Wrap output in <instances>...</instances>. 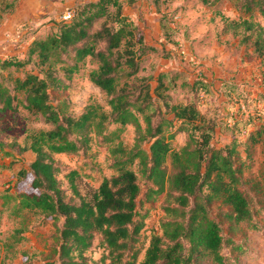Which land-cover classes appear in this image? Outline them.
Wrapping results in <instances>:
<instances>
[{"label":"trees","instance_id":"trees-1","mask_svg":"<svg viewBox=\"0 0 264 264\" xmlns=\"http://www.w3.org/2000/svg\"><path fill=\"white\" fill-rule=\"evenodd\" d=\"M235 1L239 15L226 17L223 29L241 35L242 43L252 37L259 57L264 54V27L257 17H264V0ZM15 3L8 4L10 11ZM72 10L69 19L30 41L26 58L0 56V111L21 107L48 126L25 129L16 152L30 150L34 159L18 170L13 186L0 187V212L6 208L14 217L31 212L39 223L53 227L50 253L36 262L25 257L23 264H90L96 237L120 264H190L204 256L220 263L223 246L235 243L231 235L256 215L243 184L250 182V190L264 195V179L243 177L237 148L241 143L247 150L264 134V123L247 128L261 116L257 106L264 93L248 91L233 77H218L215 87L216 81L195 76L188 81V97L173 100L169 70L137 75L147 48L145 32L123 13L121 0H79ZM86 58L96 63L88 79L104 94L105 105L89 102L77 115L59 110L51 87L70 80ZM29 63L32 69L23 70ZM110 124L115 128L109 130ZM219 124L230 126L232 136L237 132L246 138L234 136L215 146ZM126 125L134 128L130 148L118 140ZM180 132L186 133L185 141L174 148L171 142ZM93 136H101V143L118 140L109 147L115 173L103 176L95 187L54 157L78 154ZM5 145L0 138V150L14 155ZM147 202L152 207L158 203L162 216L136 262L134 244L144 219L139 209ZM225 223L230 235L223 233ZM26 228L22 221L0 238V262L2 252L9 253L24 239Z\"/></svg>","mask_w":264,"mask_h":264},{"label":"rangeland","instance_id":"rangeland-1","mask_svg":"<svg viewBox=\"0 0 264 264\" xmlns=\"http://www.w3.org/2000/svg\"><path fill=\"white\" fill-rule=\"evenodd\" d=\"M15 1L14 10H9L8 4ZM79 0H0V56L14 55L20 59L26 58L28 44L33 38L44 37L48 34L54 23L62 20V15L72 9ZM188 9V21L181 19L178 11L171 6L164 7V15L159 17H143L140 15L138 22L146 37V46L140 55L138 76H152L159 71L169 70L174 77L175 87L169 89L173 100L184 101L188 97V81L195 76L215 81L218 77H233L242 82L246 89L252 93H264V54L257 57L251 45L253 38L242 43L241 35L225 32V18H235V0H219L212 4L197 7V0ZM210 1V0H209ZM237 9V8H236ZM238 10V9H237ZM224 11V12H222ZM149 14L148 12L146 13ZM177 15V16H175ZM195 17H198L194 20ZM152 18V19H150ZM264 27V17H257ZM194 20V21H193ZM137 46H135L136 48ZM96 63L85 59L80 68L71 75L70 80L63 85L52 86L50 94L53 103L59 110L79 114L89 102H98L105 105L104 94L88 79L90 70ZM32 69V63L23 67V70ZM58 75V66L54 68ZM17 74H22L21 70ZM154 84V82H151ZM264 95V94H263ZM264 101V96H261ZM261 116L254 119L247 127L253 130L264 123V102L258 105ZM48 127L41 118H35L23 108L17 111H0V138L8 145L5 150H10L14 155H5L0 150V187L4 184L13 186L16 174L22 160L18 161L22 153H17V147L22 145L25 129ZM115 128L110 124L109 130ZM234 136L238 141L246 137ZM231 134V127L219 124L212 142L215 146H222L235 138ZM134 128L126 125L119 134L118 140L126 148L133 144ZM186 138L185 132L178 133L171 145L179 148ZM112 144L101 143V136H93L88 148L75 155L55 154L54 157L67 168H75L82 176V180L91 186H97L103 176L115 173L112 166ZM15 143L10 146L9 143ZM241 144V143H240ZM238 145L239 160L243 162V177L245 179H264V134L259 142L250 145L245 150L244 145ZM148 145V144H146ZM249 153V154H248ZM27 166V165H26ZM25 166V167H26ZM136 167H134L135 169ZM142 188L143 180L139 177ZM251 183L243 184V189L252 197L256 215L247 224H240V229L231 237L235 243L225 244L221 250L222 261L215 262L209 256L192 261L190 264H264V195L255 194L250 190ZM140 214L144 215L137 241L134 244L136 251L135 261L143 257L144 250L149 242L150 235L158 229V221L162 216L158 203L152 207L147 202L143 203ZM24 221L27 228L23 233L24 239L9 253L2 252L0 264H23L25 257L31 262L39 261L50 253V234L53 227L49 223H39V218L31 212H22L21 216L14 217L4 208L0 212V238H4L14 227L20 226ZM227 223L222 224L223 233L228 234ZM255 228H252V227ZM98 238L93 242L92 250L88 253L90 264H120L98 245ZM26 253V256L22 254Z\"/></svg>","mask_w":264,"mask_h":264},{"label":"crops","instance_id":"crops-1","mask_svg":"<svg viewBox=\"0 0 264 264\" xmlns=\"http://www.w3.org/2000/svg\"><path fill=\"white\" fill-rule=\"evenodd\" d=\"M215 1H219V0H210V1L197 0V7L204 6L205 4H212L215 3ZM193 2L191 0H132L131 2H128V0H121L123 13L130 15L135 20H138L140 15L143 17H150L154 15L153 17H155V20L158 21V28H157L158 32H160L159 17L165 14L164 7H161L160 6L161 4L162 5L168 4V7L171 6L174 9L177 8L176 9L178 11L177 13L178 15L179 14L181 15V19H185L188 21V9H190L191 6H193L194 4ZM147 12L149 13L148 15L146 14ZM235 13H238L236 8L234 14ZM197 18L198 17H195L194 20H196ZM215 81H216L215 87H217L218 81L217 80ZM21 156L27 157V158L21 157L20 159H18V161L22 160L21 166L23 167L28 165V163L34 159V154L30 150L24 151L21 154ZM0 178H2V174H0Z\"/></svg>","mask_w":264,"mask_h":264},{"label":"built area","instance_id":"built-area-1","mask_svg":"<svg viewBox=\"0 0 264 264\" xmlns=\"http://www.w3.org/2000/svg\"><path fill=\"white\" fill-rule=\"evenodd\" d=\"M72 14H73V10L70 9V10L66 11V12L62 15V19H63V20H67V19H69V18L72 16Z\"/></svg>","mask_w":264,"mask_h":264}]
</instances>
